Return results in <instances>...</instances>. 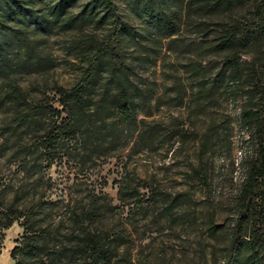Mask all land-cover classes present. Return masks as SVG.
I'll list each match as a JSON object with an SVG mask.
<instances>
[{
    "label": "rangeland",
    "instance_id": "rangeland-1",
    "mask_svg": "<svg viewBox=\"0 0 264 264\" xmlns=\"http://www.w3.org/2000/svg\"><path fill=\"white\" fill-rule=\"evenodd\" d=\"M188 1L177 0L173 10L180 15ZM263 1L247 0L230 12L204 18L183 14L175 36L146 30L143 41L129 42L139 123L92 155L57 159L42 181L18 175L6 199L13 200L18 192L26 215L40 227L65 234L73 226V213L100 196L101 204L108 205L95 227L114 243V264H232L227 245L235 202L258 150L254 125L244 115L259 85L248 66L264 58V49L242 50L239 66L222 80L215 96L199 92L198 78L202 73L214 83L230 53L211 46L218 26L258 21ZM53 3L45 0L42 5ZM124 20L145 26L133 14ZM16 27L30 40L36 38L34 26ZM85 34L55 29L42 51L45 60H34L29 73L20 76L21 84L29 89L36 83L48 94L54 83L73 85L83 68ZM10 110L0 109V128ZM17 167L9 163L8 153L0 154V190ZM125 182L141 202L132 194L121 199ZM155 192L156 202L151 199ZM23 234V221L1 232L0 264H15L11 251Z\"/></svg>",
    "mask_w": 264,
    "mask_h": 264
},
{
    "label": "trees",
    "instance_id": "trees-1",
    "mask_svg": "<svg viewBox=\"0 0 264 264\" xmlns=\"http://www.w3.org/2000/svg\"><path fill=\"white\" fill-rule=\"evenodd\" d=\"M44 1L0 0V109L11 107L0 128V154L8 153L9 163L18 165L13 179L0 190V254L1 232L23 221L24 234L11 251L15 264H114V243L95 227L108 205L101 204L100 196L74 212L72 228L62 234L40 227L33 216L26 215L18 192L8 201V187L18 175L42 181L57 159L92 155L139 123L131 88L133 61L126 52L129 42L143 41L146 30L165 31L173 37L180 32L183 14L209 17L230 12L247 0H189L180 15L173 10L177 0H54L49 8L42 5ZM258 12V21L218 26L216 43L211 46L219 53H230L214 83L201 73L200 93L212 97L219 92L222 80L239 66L242 50L264 49V1ZM128 14L145 26L126 22ZM16 26H34L36 38L30 40ZM55 29L87 33L80 77L69 87L54 83L52 94L36 83L27 89L20 76L36 65L34 60H45L42 51ZM75 43L80 46L81 42ZM248 69L259 85L244 115L246 123L254 125L258 150L235 202L227 245L232 264H264V58ZM97 96L93 114L91 105ZM120 187L121 199L132 194L142 201L131 184ZM151 199L158 200L157 192Z\"/></svg>",
    "mask_w": 264,
    "mask_h": 264
}]
</instances>
